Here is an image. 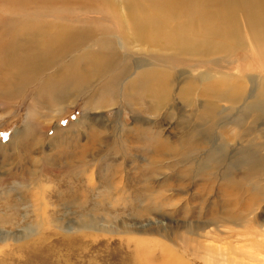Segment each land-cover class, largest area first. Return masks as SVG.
I'll return each instance as SVG.
<instances>
[{
  "label": "rangeland",
  "instance_id": "rangeland-1",
  "mask_svg": "<svg viewBox=\"0 0 264 264\" xmlns=\"http://www.w3.org/2000/svg\"><path fill=\"white\" fill-rule=\"evenodd\" d=\"M135 1L139 6L138 11L140 13L147 15L157 12L156 9L158 7L153 2L149 0ZM233 1L207 0L204 3V8L215 14H221L224 11L228 13ZM76 2L77 4L92 2L100 6L104 4L108 9L110 8L112 17L120 21L123 29L128 24L127 21H124L127 20V17L123 18V15H128V0H77ZM146 3H150V5L148 4L147 7ZM192 4L191 0H184L183 4L175 6L172 9V17L167 21L165 29L177 32L181 31L185 36L191 37L196 45H199V48L200 45L203 46L205 39L209 36L205 32L197 31L190 25L187 10L191 9ZM236 7L235 11L238 10ZM232 13L233 22L237 29L236 35L240 36L241 44L249 51L247 31L252 38L257 33H260V27L264 29L262 27L264 26V21L262 19V23L260 22L256 26L255 22L250 20L247 12L244 10L239 9L235 13ZM93 17L95 18V16ZM111 21L105 20L104 23L97 22L94 25L109 26L112 24ZM124 33L126 34V31ZM195 33L196 35H194ZM224 37L226 38V36L218 37L217 42L219 41L224 45L226 41L223 39ZM214 43V46H216V42H213L212 44H206L203 49L207 45L208 47H212ZM226 44L228 46L227 41ZM253 44L257 46L254 47L258 50L260 57H262L261 60L264 62V41H259V43L256 41ZM93 49H97V47ZM171 53L172 60L170 56L165 57L168 60V63L165 64L172 68V75L174 76L171 90L172 100L168 106L163 107L165 109H162L159 114L161 126L159 129H162L163 134L160 140L168 143L169 147L173 145V149H176L175 151L178 149L179 151L175 152L173 150L171 157H164V159H167L161 164L163 167H159L163 171L165 170L164 173L158 168L160 176L158 175L155 178L149 179L147 183L143 179L134 184L135 188L140 189L138 193L133 192L129 196L130 198L132 197L131 199H135L134 202L136 204L134 207L113 206L111 200H109L112 205L109 203L110 205L107 204L108 206L105 208H96L97 215L100 213L99 215L106 216L107 213V215L113 216L112 220H95V224L98 226L96 227L97 230L84 229L79 231L75 214L80 215L83 211L74 202L61 201L63 203H52L53 205H50L48 208L51 217L44 225L39 224L41 222L36 219L35 209L31 206L26 207L25 204H22L18 207L17 213L3 208L0 202V216L6 221L5 225H0V264H136L135 260H130L131 254L129 251H135L137 247L141 246V244H136L135 240L137 239L146 243L145 249L150 248L156 243L163 244L165 242L171 252L176 253L178 257L189 264L192 262V257L181 250L179 246L182 243L188 244L189 247H200L199 243H202L204 246L212 245L213 247H218V250L220 248L225 254H227L226 247L228 246V249L232 253L234 252L238 255L235 257L238 258L239 264H253L252 262L254 261H256L254 262L255 264H264V106L260 103L256 111L255 109L249 111L248 105L245 102L233 107L228 106L224 102L216 104L219 116L217 119L211 120L212 129L211 133H209L205 129V118L204 120L202 119V124L200 116L202 115L203 118V110L208 101L211 100V91L213 92L214 89L223 91V86L218 85V87L214 86L213 82L201 81L200 75L218 72L232 73L230 70L231 66L223 67L217 62L218 66L214 67L212 62L209 63L208 60H200L191 55L183 56L184 59H180L176 51H172ZM180 61H189L192 66V73L189 71V67L191 66L180 63ZM198 66L203 68L199 69ZM208 68H211V70ZM252 70L249 71V74L254 71L264 72V70L259 68ZM249 74H244L243 76L245 77ZM258 74L264 77V74ZM191 76L200 78V82L194 85L191 84L192 86H189V90L187 84ZM130 77L132 79L123 82L125 86L123 91L120 90V96L118 95L119 97L117 98L118 103L115 106H110L104 110L94 108L100 107L96 104L101 103L103 98V93L99 86L100 81H95L91 88L95 93L90 96V100H88L89 97H85L86 99L80 98L76 102L70 101L61 106L63 108L60 112L57 111L61 107H55V111L51 114L54 118L49 123V126L52 125L51 129L49 131L44 130V133L42 132L41 135V141L45 139V146L43 150L40 147H35L34 152L29 149L32 139L28 140L27 137L30 131L29 126L27 127L30 116L28 104L24 103L22 106L9 101L0 102V198L1 196L4 197L7 194H11L14 195L16 201L21 199L19 184H15V182L8 180V178L13 172V174L16 171L18 174L20 173V169H22L21 164L25 163L22 158L25 159L27 156L36 160L39 156H42L41 154L46 159L52 157L58 159L61 155V158L67 163L68 160L74 158L73 154H75L76 147L77 149L84 147L88 149V159L96 153L97 156L104 157L103 161L99 164L100 173L97 176V181L100 183H103L113 168L108 165L110 156L115 157L117 165L122 170L131 171L134 168L135 170L140 168L146 171L149 168L147 165H149L150 158L152 157L154 142L160 137L158 136V128L151 125L150 122L153 119L150 118L146 110L150 107L154 95L148 85L140 79L141 77L137 79L135 74ZM260 89L261 86L252 89L250 97L254 95L256 97ZM190 99L191 104L188 103ZM252 99L255 100V98ZM138 100L141 103H138ZM262 100L264 101V99ZM87 101H89V105H92L88 109L85 108ZM145 102H147L146 105ZM38 109L43 113L47 112V109L44 107ZM45 126L47 127L48 125L45 124ZM187 127L188 129H186ZM91 129L98 131L101 134L99 136L101 138L104 137L103 139L107 142L106 144H102V142L97 143L98 146L96 144L95 149H99V152L93 149L94 144L91 140L93 139ZM190 132H195L196 136L194 140H190L186 136ZM5 136L7 137L6 139L3 138ZM135 143L136 145H134ZM19 145H24V147L20 149ZM192 146L197 147H193L194 149H192ZM90 147L92 148L90 149ZM165 153V151L162 152V154ZM169 159L170 161L168 162ZM135 170H132V172L134 173ZM51 179L54 181L53 179L56 178L53 177ZM52 181L50 180L46 184L52 186ZM234 182L239 184L237 189L234 188ZM182 184L184 185L181 186ZM152 185L154 186L152 187ZM72 186V183H69L67 188H63V190L70 188L64 198H67V194L71 191ZM98 187L100 189L92 191L91 196L93 197L91 198L100 201L102 198L100 195L102 185L99 184ZM152 191L153 193H156V191L163 192L164 194L167 193L179 199H182L187 194L190 197V204L189 206L180 205L178 208L163 206L159 211L161 217H157V219L154 216V211L152 215L139 217L141 212L144 213L145 209H147L142 200L152 195ZM143 193H145L144 196ZM234 193L235 198L241 200L237 204L238 207L231 202ZM194 195H199L201 197L200 201L203 204L198 205L196 202L190 201L191 199H195ZM92 213L95 214L94 210ZM237 215L238 223L232 222L231 217H236ZM130 218H133L131 223L126 226L122 225L123 220ZM191 223H194L193 228L195 227L196 230L189 227ZM124 226L131 233L122 234L121 231L124 230ZM145 230L147 231L146 234L143 232ZM149 230L152 233L149 232L148 234ZM193 231L196 234H193ZM210 231L213 232L211 233ZM208 232H210L209 237L211 238L205 237ZM232 232H236V235L232 234ZM161 234L165 235L166 239ZM174 239L177 240L175 241ZM187 239H192L195 243L193 242L194 244L192 243V245ZM236 247L238 249L235 252ZM139 248L144 249L142 246ZM159 248L156 244V250ZM200 252L203 253L201 250ZM240 259L243 263H240ZM248 259H252L253 261H249Z\"/></svg>",
  "mask_w": 264,
  "mask_h": 264
},
{
  "label": "bare ground",
  "instance_id": "bare-ground-1",
  "mask_svg": "<svg viewBox=\"0 0 264 264\" xmlns=\"http://www.w3.org/2000/svg\"><path fill=\"white\" fill-rule=\"evenodd\" d=\"M76 1L77 0H0V102L9 101L19 105L24 103L28 104L30 116L29 125L27 124V127L29 126L30 131L27 137L28 140L32 139L29 146L30 151H33L35 147H40L41 150H43L45 139L41 141V135L44 130L49 131V129H51L52 125L49 126V123H51L53 120L52 118H54L51 114L55 111V107L64 106L70 101L76 102L80 98L89 97L88 100H90V96L95 93V91L91 89L95 81H100L99 86L101 87L103 98L101 103L96 104L100 107L94 108L104 110L110 106H115L118 103L117 98L120 96V90L123 91L125 86L123 82L132 79L131 77L129 78V76L133 74H135L137 79L141 77L140 79L148 85L150 91L154 95L150 107L146 110L150 118L153 119L150 122L151 125L158 128V136H160L154 142L152 157H149L150 162L149 165H147L149 168L146 171L140 168L137 170H135V168L132 169L135 170L134 173L132 170H122L121 167L117 165L116 159H114L115 157L110 156L111 158L108 161V165L113 168L109 175H107L108 177L104 179L103 183L97 181V176L100 173L99 164L103 161L104 157L97 156L96 153L93 157L90 156V159H88V149L84 147H80L79 149L76 147L75 154H73L74 158L71 160L65 158L68 160L67 163H65L66 161L64 162L61 155L58 159L54 157L46 159L43 158V154L36 160L30 158V156H27L25 159L21 157L26 163V168L25 163H22V169L19 168L20 173L18 174L16 171V173L13 174L14 172H11L12 175H9L10 177L8 178V180H12L15 184H19L18 187H20L21 199L16 201L14 195L11 194H7L4 197L1 196L0 202L2 207L18 213V207L20 205L25 204L26 207L31 206L35 209L36 219L41 222L39 224L44 225L51 217L48 208L50 205H53L52 203L61 201L74 202V204L78 205L83 211L80 215L75 214L77 217V227L80 231L84 229L97 230L96 227L98 226L95 224V220L97 219L102 221L113 219V216L107 215V213L106 216L99 215L100 213L97 215L98 212L96 213V208L107 207V204L110 203L109 200H111L113 206L118 205L125 208L134 207L136 204L134 202L135 199H131L132 197L130 198L129 196L132 195L133 192L138 193V191H140L139 188H135L136 186H134V184L143 179H145V183H147L149 179L158 176L160 173L158 168L161 166L163 167L161 164L167 159H164V157H171L173 155L172 151L176 150L173 149V145L169 147L168 143H164V141L160 140L163 134L162 129H159L161 128L159 114L162 109H165L163 107L168 106L172 100L171 90L174 76L172 75V68L165 64L168 63L165 57L170 56L172 60V51H176L180 59H184L183 56L191 55L200 60L204 59L208 60L209 63L212 62L214 67L218 66L216 64L217 62L223 67L231 66L230 70L232 73L218 72L203 73L200 75L201 81L213 82L214 86H223V91L218 89H214L213 92L211 91V100L208 101L203 110V118L202 115L200 116L201 122L202 119L204 120L205 118V129L209 131V133H211L212 129L211 120H215L219 116L216 104L224 102L228 104V106L233 107L245 102V104L247 103L248 105L249 111L253 109L256 111L260 103L264 106V101L262 100L264 99V77L258 74H264V72L254 71L249 74V71L252 69L259 68L264 70V62L261 60L262 57H260L258 50L255 48L257 46L253 44L256 41L258 43L259 41H264V29L260 27V33H257L254 35L255 37L253 36L252 38L247 31L246 34L249 38L248 49L251 50L250 52V50L248 51L247 48L241 44L240 36L236 35L237 29L232 18V12L235 13L239 9H242L247 12V16H249L250 20H253L257 26L262 19L264 21V0H232L233 2H231L232 5L228 13L224 11V13L221 14H215L204 8V3L205 1L207 2V0H191L193 4L191 5V9L187 10V14L190 18V25L197 31L205 32V34L209 36L207 37L205 35L207 38L204 44L202 43L203 46L200 45L199 48V45L197 46L191 37L185 36L181 31L177 32L165 29L167 21L172 17V9L175 6L183 4L184 0H149L157 5L158 8L156 9V13L147 15L138 11L139 6L135 0H128V15H123V18L127 17V20L124 21L128 22L125 29L121 27L120 21L117 18L112 17L110 8L108 9L104 4L101 6L92 2H81L77 4ZM148 4L150 5V3ZM235 6L238 8L236 11L234 10ZM221 9L223 8L221 7ZM93 16H95V18ZM105 20H112V24L109 26L94 25L97 22L104 23ZM262 27L264 28V26ZM125 31L126 34L124 33ZM216 32L218 33L215 34ZM194 35H196V33ZM223 36H226V38L224 37L223 39L227 41L228 46L226 41L224 45L219 41V43L217 42V38ZM213 42H216L217 45L214 46V43L212 47H208L207 45V47L203 49L206 44H212ZM94 47H97V49H93ZM249 53H251V55H249ZM180 63L191 66L189 61H180ZM189 68L191 69H189L190 73H192V66ZM198 68L201 69L203 67L198 66ZM208 69L211 70V68ZM244 74L249 75L244 77ZM189 80V85L187 84L188 89L189 86L200 82V78L198 79L194 76H191ZM257 86H261L257 96L255 97L254 95L250 97L251 90L254 88L256 89ZM252 98H255V100ZM140 100H138V103H141ZM188 101V103L191 104V99ZM88 102L89 101L85 104L86 109L92 106L89 105ZM146 103L147 102H145V105ZM41 107L46 108L47 112L43 113L39 111L38 108ZM62 108L63 107L59 108L57 112H60ZM209 121L210 123H208ZM45 124L48 125V128ZM186 129H188V127ZM91 130L93 137L91 140L94 144L93 149L96 148L97 143H107L105 139H103L104 137L101 138V136H99L101 134L98 133V131ZM194 133L190 132L186 136H188L190 140H194L196 136ZM24 145H19V148L22 149ZM134 145H136V143ZM193 147L194 146H192V149L197 146ZM91 148L92 147H90V149ZM95 151L99 152V149H95ZM164 151L166 153L162 154ZM178 151L177 149L175 152ZM169 161L170 159L168 162ZM170 165H172V163H170ZM30 168H32V170H30ZM53 177L56 178L53 179L54 181L51 179ZM50 180L52 181V186L46 184ZM69 183H72L73 186L71 191L67 194V198H64L66 192L70 190V188L67 190H63V188H67ZM234 183V188L237 189L239 184L237 182ZM99 184L102 185V190L100 191L102 198L100 201L91 198L93 197L91 196L93 193L92 191L100 189L98 187ZM183 185L184 184L181 186ZM153 186L154 185H152V187ZM151 193H153V191ZM144 195L145 193H143V196ZM194 196L195 199H191L190 201L193 203L196 202L198 205L203 204V202L200 201L201 197L199 195ZM232 197L233 199H231V202L238 207L237 204L241 200L235 198V193ZM189 198L187 194L182 199H179L167 193L164 194L163 192L156 191V193L142 200L147 209H145L144 213L141 212L139 217L149 214L152 215L154 211L156 219L157 217L160 218L161 214H159V211L163 206L175 208L180 207V205L189 206ZM93 210L95 214L92 213ZM132 219L133 218L123 220L122 225L126 226L131 223ZM198 221L200 222V220ZM231 221L238 223V215L236 217H231ZM0 223V225L6 224L2 216H0ZM193 225L194 223H191L189 227L196 230L195 227L193 228ZM125 226L121 233H131ZM143 232L144 234L147 233L146 230ZM149 232L151 231L149 230L148 234ZM210 232L206 233L205 237L211 238L209 237ZM193 234L196 233L193 231ZM232 234L236 235V232H232ZM161 236L165 237V235L162 234ZM187 241L191 244L194 242L192 239H187ZM135 242L144 247V249H140L139 247L141 246H139L135 251H129L131 254L130 260H135L136 264H189L178 257L176 253L171 252L165 242H163V244L156 243L160 247L157 250L156 244L145 249L146 243L144 241L137 239ZM199 246L200 247H189L186 243L180 244L179 247L181 250L192 257V262L190 264H239L238 258L235 257L237 254L234 252L232 253L231 250L228 249V246L226 247L227 254L221 251L220 248L218 250V247H213L212 245L204 246L202 243H199ZM176 248L178 249V247ZM235 249L236 252L238 248L236 247ZM200 250L203 253H201ZM124 262H126V260H124ZM241 262L242 260L240 263ZM254 262L252 263L255 264Z\"/></svg>",
  "mask_w": 264,
  "mask_h": 264
},
{
  "label": "snow or ice",
  "instance_id": "snow-or-ice-1",
  "mask_svg": "<svg viewBox=\"0 0 264 264\" xmlns=\"http://www.w3.org/2000/svg\"><path fill=\"white\" fill-rule=\"evenodd\" d=\"M3 138H5V139H6L7 137L5 136V137H3Z\"/></svg>",
  "mask_w": 264,
  "mask_h": 264
}]
</instances>
